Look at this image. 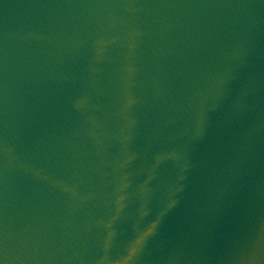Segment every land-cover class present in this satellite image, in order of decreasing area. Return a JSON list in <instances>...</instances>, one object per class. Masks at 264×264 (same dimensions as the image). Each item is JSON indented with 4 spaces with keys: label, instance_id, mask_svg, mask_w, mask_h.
<instances>
[{
    "label": "water",
    "instance_id": "water-1",
    "mask_svg": "<svg viewBox=\"0 0 264 264\" xmlns=\"http://www.w3.org/2000/svg\"><path fill=\"white\" fill-rule=\"evenodd\" d=\"M0 264H264V0H0Z\"/></svg>",
    "mask_w": 264,
    "mask_h": 264
}]
</instances>
